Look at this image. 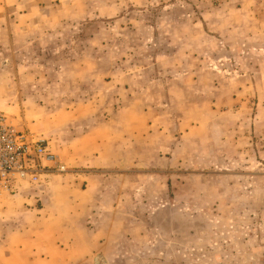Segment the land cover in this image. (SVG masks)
<instances>
[{
  "label": "rangeland",
  "instance_id": "1",
  "mask_svg": "<svg viewBox=\"0 0 264 264\" xmlns=\"http://www.w3.org/2000/svg\"><path fill=\"white\" fill-rule=\"evenodd\" d=\"M0 115L65 168L0 197V264H264V0H0ZM82 186L106 247L58 239Z\"/></svg>",
  "mask_w": 264,
  "mask_h": 264
},
{
  "label": "built area",
  "instance_id": "2",
  "mask_svg": "<svg viewBox=\"0 0 264 264\" xmlns=\"http://www.w3.org/2000/svg\"><path fill=\"white\" fill-rule=\"evenodd\" d=\"M49 171L64 173L65 168L58 164L47 140L18 131L0 115V197L14 193L17 184L37 186Z\"/></svg>",
  "mask_w": 264,
  "mask_h": 264
},
{
  "label": "crops",
  "instance_id": "3",
  "mask_svg": "<svg viewBox=\"0 0 264 264\" xmlns=\"http://www.w3.org/2000/svg\"><path fill=\"white\" fill-rule=\"evenodd\" d=\"M90 190L92 189L90 188ZM90 190L88 188L84 189L83 186L75 190L78 196V199L76 200L75 207H74L76 211L75 214L78 216V219L75 220L77 225L73 226L71 230H68L67 232L65 231L63 234L60 235L61 237H58V239L59 240L60 239H71V238L81 239L80 233L84 232V234L86 235L85 237L93 238V239H100V240L104 239L105 242H103V245L105 244V247H106L109 244L108 240L113 239V237L110 234H112L114 230L116 231L119 227L121 228V226H116V225L123 222L121 218L123 216L122 215L121 217L117 216V212L114 209L113 201L109 203V201L105 199L103 200L104 202L98 199H91V198L85 199L86 193ZM98 190H101V191L108 190L109 191L110 189L102 188ZM106 201H107V204H106ZM118 203L121 204L119 207H121V211H122V207L124 206L123 201L118 199L114 202L116 206L118 205ZM101 207L104 208L103 214L99 213V211H101L100 210ZM112 212H115V214L113 215ZM110 216L111 217L113 216L114 218H111ZM41 220L47 221L46 216L43 217ZM114 225H115V228H114ZM47 234L50 238L53 236L52 233L50 232H47ZM34 237H35L34 235H31L29 237L30 242H35V240L38 239V236L36 239H33ZM75 244L77 243L74 242L73 245ZM101 244H102V241H101ZM57 247L58 246L56 245V248L53 247L50 249V251L56 252ZM47 253H48L47 250L43 246L41 247L34 246V245L29 246L28 264H46V261H45L46 258L44 259L43 255H47Z\"/></svg>",
  "mask_w": 264,
  "mask_h": 264
}]
</instances>
